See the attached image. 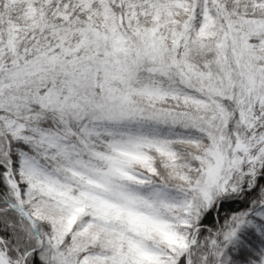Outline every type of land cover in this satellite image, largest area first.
<instances>
[{"label": "snow or ice", "instance_id": "1", "mask_svg": "<svg viewBox=\"0 0 264 264\" xmlns=\"http://www.w3.org/2000/svg\"><path fill=\"white\" fill-rule=\"evenodd\" d=\"M0 264H264V0H0Z\"/></svg>", "mask_w": 264, "mask_h": 264}]
</instances>
